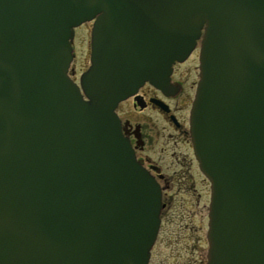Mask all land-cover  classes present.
<instances>
[{
	"label": "water",
	"instance_id": "obj_1",
	"mask_svg": "<svg viewBox=\"0 0 264 264\" xmlns=\"http://www.w3.org/2000/svg\"><path fill=\"white\" fill-rule=\"evenodd\" d=\"M197 40L204 264H264V0H0V264L146 263L160 188L113 108L145 80L166 87Z\"/></svg>",
	"mask_w": 264,
	"mask_h": 264
},
{
	"label": "flooded vegetation",
	"instance_id": "obj_2",
	"mask_svg": "<svg viewBox=\"0 0 264 264\" xmlns=\"http://www.w3.org/2000/svg\"><path fill=\"white\" fill-rule=\"evenodd\" d=\"M198 43L197 40L184 60L171 64L166 87L161 89L145 80L113 108L135 158L159 185V218L165 204L163 198L172 187L177 192L199 195L197 188L206 186L208 192V180L197 166L188 132V110L198 76ZM190 57L191 65L186 63ZM68 72L75 80L71 65ZM206 225L178 224L173 235L167 231V236H160L164 226L159 221L145 264H204ZM158 244L169 249L162 252Z\"/></svg>",
	"mask_w": 264,
	"mask_h": 264
},
{
	"label": "rangeland",
	"instance_id": "obj_3",
	"mask_svg": "<svg viewBox=\"0 0 264 264\" xmlns=\"http://www.w3.org/2000/svg\"><path fill=\"white\" fill-rule=\"evenodd\" d=\"M89 26V22H84L74 28L72 38L73 58L70 65L73 67L75 80H77L78 73L88 64ZM192 60L193 57H190L186 63L191 65ZM197 190L199 195L177 192L173 187L167 190L163 198L165 204L160 215V224L164 226L160 236H167V231L170 235H173L174 230L178 231V224H187L188 226L191 224H206L207 188L206 186L203 188L198 187ZM157 246L162 252L169 249V246H166L165 249L161 248L159 244Z\"/></svg>",
	"mask_w": 264,
	"mask_h": 264
}]
</instances>
